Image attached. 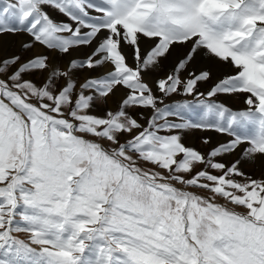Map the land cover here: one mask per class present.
I'll return each mask as SVG.
<instances>
[{"label":"snow or ice","instance_id":"obj_1","mask_svg":"<svg viewBox=\"0 0 264 264\" xmlns=\"http://www.w3.org/2000/svg\"><path fill=\"white\" fill-rule=\"evenodd\" d=\"M0 264H264V0H0Z\"/></svg>","mask_w":264,"mask_h":264},{"label":"rangeland","instance_id":"obj_2","mask_svg":"<svg viewBox=\"0 0 264 264\" xmlns=\"http://www.w3.org/2000/svg\"><path fill=\"white\" fill-rule=\"evenodd\" d=\"M6 39L8 40L7 42L10 44V50H14L15 49V46L16 44L18 43V41L21 39V37H6ZM223 101L233 107L234 109H238V108H241L243 107L242 105V102L235 98V97H224L222 98ZM202 134L201 133H194V134H191L189 135L188 137H186V143L188 142H191L193 146L197 147L198 149H201L202 148V145L200 143V140H199V137L201 136ZM208 135H211L212 137V142L215 143L217 141V139H220L219 137H217L215 134H208ZM217 137V138H216ZM194 139V140H193ZM192 140V141H191ZM247 171V169H246ZM257 175H259V173L257 172L256 173Z\"/></svg>","mask_w":264,"mask_h":264},{"label":"bare ground","instance_id":"obj_3","mask_svg":"<svg viewBox=\"0 0 264 264\" xmlns=\"http://www.w3.org/2000/svg\"><path fill=\"white\" fill-rule=\"evenodd\" d=\"M5 40H6V41H8L6 38H5ZM216 138H217V137H216ZM193 140H194V139H193ZM191 141H192V140H191ZM188 143L192 145V143H191V142H188Z\"/></svg>","mask_w":264,"mask_h":264}]
</instances>
